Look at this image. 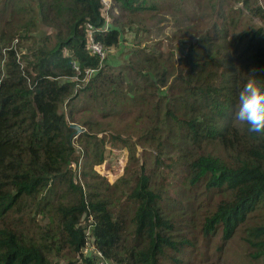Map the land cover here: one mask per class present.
<instances>
[{
  "label": "trees",
  "instance_id": "trees-1",
  "mask_svg": "<svg viewBox=\"0 0 264 264\" xmlns=\"http://www.w3.org/2000/svg\"><path fill=\"white\" fill-rule=\"evenodd\" d=\"M113 1L135 13L130 23L143 22L142 11L169 12L152 0ZM177 1L168 0L174 13L182 11ZM64 2L38 0L43 22L65 16L54 43L46 45L49 35L31 40L33 60L20 65L15 49L5 47L27 37L22 29L35 24L34 8L0 0V57L4 50L8 58L0 63V264H54L56 255L67 258L63 264H209L199 262V249L208 254L216 242L220 251L238 231L253 258L264 256V133L235 119L237 93L252 71L264 82V25L238 32L233 23L228 37L225 26L213 24L179 55L160 43L138 44L114 66L86 49L87 24L105 47L121 38L114 17L104 29L101 0ZM251 12L264 17L259 6ZM85 68L95 70L85 78ZM86 110L129 119L127 135L151 148L130 192L128 181L116 182L117 206L99 181L83 192L72 175L69 121ZM77 122L87 128L77 135L85 156L100 162L103 141L92 133L100 128L92 115ZM122 132L114 139H125ZM59 186L74 195L72 203L52 199ZM254 212L260 220L250 221Z\"/></svg>",
  "mask_w": 264,
  "mask_h": 264
},
{
  "label": "rangeland",
  "instance_id": "rangeland-1",
  "mask_svg": "<svg viewBox=\"0 0 264 264\" xmlns=\"http://www.w3.org/2000/svg\"><path fill=\"white\" fill-rule=\"evenodd\" d=\"M29 5H32L34 10L32 17L35 20L34 25H30L31 30L25 31L23 28V34H27L26 38L14 39L10 41L7 47L15 49L16 58L20 65H27V62L33 60L31 56V40L41 39L42 35H49L48 43H54V34L57 31V25L61 22L64 13H56L55 16L51 14V18L43 22L40 19V13L38 10V0H26ZM58 3H65V0H57ZM214 0H183L182 2L177 1L176 4L182 3V11L174 13V9L169 7L168 0H152V3H160L161 6H167L169 12H162L156 9L155 12L142 11L144 16L143 22H132L129 20L135 16V13L129 10L121 9L113 0H101L103 3V15L111 26V19L117 21V25L121 30V38L117 46L105 47L107 55L101 61V64H111L114 66L123 64L127 61V51L132 50L136 45L145 46L151 48L153 44L160 43L164 48H173L176 55H179L182 50L185 49L189 41L203 34L213 24L218 26H225L228 29V37L233 35L235 30L233 23H237L238 27L236 31H242L248 28H256L264 25V17L260 15H254L251 9H255L257 6L264 9V0H220V6L213 8L211 3ZM207 6H204L206 5ZM174 13V14H173ZM5 15V14H4ZM3 15V16H4ZM227 18L224 19V17ZM5 21L9 20L10 14H6ZM233 20V21H232ZM13 23H17V16L12 18ZM5 25V22H2ZM121 25H126L125 28H121ZM6 30L9 28L5 25ZM185 31V32H184ZM31 36H33L31 38ZM43 41V40H42ZM160 41V42H159ZM5 59L7 60V53L3 50L0 57V63L3 64ZM2 66V72L0 77H5L6 71L5 65ZM25 67V66H24ZM29 68V67H28ZM33 76L36 72L31 69L29 71ZM63 80V79H62ZM31 79L28 78L27 86L30 87ZM79 87V86H78ZM59 111L67 114L68 108L64 105V102L59 104ZM92 115L94 127L100 129H93L92 133L99 137L103 141L104 154L103 159L100 162H93L92 156H85L83 152L84 140L81 137H77V134L73 135V144L75 146V158L71 163L72 175L75 178V182L79 183L82 187L83 192H88V183H93L96 179L99 181L100 186L105 189L107 197L111 198L112 205L117 206L116 196V182L120 179L128 181L126 187L127 191L130 192L136 183L137 174L140 168V164L144 159L150 156L151 148L147 145H141L135 141V138L127 135L129 131H126V127L131 125L129 119L119 117L103 118L100 114L83 111L74 115L76 121H69L78 123L83 127V131L87 128L77 122L79 118L90 119ZM124 117V116H123ZM111 123L110 128H104L103 123ZM108 126V124H107ZM106 126V127H107ZM123 129L125 132L122 134L126 135L123 140H115L114 134L117 131ZM77 139H82L77 140ZM133 152L134 158H130V153ZM174 185V184H173ZM79 197V192H77ZM75 196V197H77ZM54 201H68L73 202L74 195L70 193L69 189L58 187L55 189L52 196ZM201 199V197H200ZM59 200V201H60ZM30 202L29 199H26ZM259 211V210H257ZM256 211V212H257ZM256 212L252 214L250 221L260 220V215ZM48 221L46 218L40 220L41 224ZM199 229L197 228V232ZM221 232H218L220 234ZM241 231L235 233V235L228 240L223 248L218 250V243L213 242L211 248L206 254L199 249V262L202 257L209 258L206 262L209 264H264V256L259 258H253L251 251L247 244H245L241 238ZM220 237V236H218ZM217 237V238H218ZM201 240H199L200 242ZM219 243H222V239L219 238ZM200 243L199 245H201ZM54 264H63L67 258L61 256L51 257ZM192 262H183L182 264H191Z\"/></svg>",
  "mask_w": 264,
  "mask_h": 264
},
{
  "label": "clouds",
  "instance_id": "clouds-1",
  "mask_svg": "<svg viewBox=\"0 0 264 264\" xmlns=\"http://www.w3.org/2000/svg\"><path fill=\"white\" fill-rule=\"evenodd\" d=\"M255 72L237 93L235 119L246 125L249 132L264 133V82L257 79Z\"/></svg>",
  "mask_w": 264,
  "mask_h": 264
},
{
  "label": "built area",
  "instance_id": "built-area-1",
  "mask_svg": "<svg viewBox=\"0 0 264 264\" xmlns=\"http://www.w3.org/2000/svg\"><path fill=\"white\" fill-rule=\"evenodd\" d=\"M108 27H109V22L105 19L104 29H108ZM93 31H94L93 27L90 24H87L86 49L89 51L90 54L99 56V58L102 61L105 58V56L107 55L106 49H105V46L101 42L95 40V38L93 36ZM74 68H75L76 72L79 73L80 69H79L78 65H74ZM94 70H95V68H85L84 77L87 78ZM71 78L72 79H79L76 75L71 77ZM91 250H92V248L89 245H87L85 252H89Z\"/></svg>",
  "mask_w": 264,
  "mask_h": 264
},
{
  "label": "water",
  "instance_id": "water-1",
  "mask_svg": "<svg viewBox=\"0 0 264 264\" xmlns=\"http://www.w3.org/2000/svg\"><path fill=\"white\" fill-rule=\"evenodd\" d=\"M69 127L73 128V134H78L83 131V127L75 122H70Z\"/></svg>",
  "mask_w": 264,
  "mask_h": 264
}]
</instances>
